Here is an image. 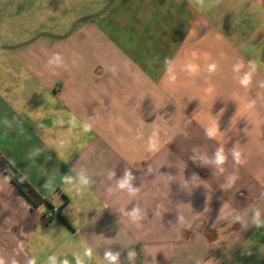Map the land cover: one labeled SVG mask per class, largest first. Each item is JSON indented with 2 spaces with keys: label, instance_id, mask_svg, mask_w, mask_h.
I'll return each mask as SVG.
<instances>
[{
  "label": "crops",
  "instance_id": "1",
  "mask_svg": "<svg viewBox=\"0 0 264 264\" xmlns=\"http://www.w3.org/2000/svg\"><path fill=\"white\" fill-rule=\"evenodd\" d=\"M115 1L0 46V264H264V0Z\"/></svg>",
  "mask_w": 264,
  "mask_h": 264
},
{
  "label": "rangeland",
  "instance_id": "2",
  "mask_svg": "<svg viewBox=\"0 0 264 264\" xmlns=\"http://www.w3.org/2000/svg\"><path fill=\"white\" fill-rule=\"evenodd\" d=\"M51 1L0 0V46L18 45L29 41L42 32L59 35L66 34L79 18L98 12L109 0H58L57 7L49 5ZM121 1L123 0L115 1L114 6ZM33 2L37 6L32 8L31 4ZM113 7H111L110 11ZM51 9L54 13L56 12L52 17L48 13ZM98 18L100 16L79 21L73 30L77 25L85 24ZM58 19H67L72 22H59ZM7 50L0 48V59L5 56L4 54L8 52Z\"/></svg>",
  "mask_w": 264,
  "mask_h": 264
},
{
  "label": "trees",
  "instance_id": "3",
  "mask_svg": "<svg viewBox=\"0 0 264 264\" xmlns=\"http://www.w3.org/2000/svg\"><path fill=\"white\" fill-rule=\"evenodd\" d=\"M0 166L17 187L20 193L31 203L38 205L49 198L43 196L35 186L13 165V163L0 151Z\"/></svg>",
  "mask_w": 264,
  "mask_h": 264
},
{
  "label": "water",
  "instance_id": "4",
  "mask_svg": "<svg viewBox=\"0 0 264 264\" xmlns=\"http://www.w3.org/2000/svg\"><path fill=\"white\" fill-rule=\"evenodd\" d=\"M115 0H109L108 3L101 9L99 10L98 12L94 13V14H90V15H87V16H84V17H81L79 18L71 27V29L64 35H55L53 33H50V32H42V33H39L38 35H36L34 38L30 39L29 41L23 43V44H26V43H29L33 40H35L36 38L40 37V36H50V37H54V38H61V37H66L68 36L71 31L73 30V28L75 27V25L79 22V21H82V20H85V19H91L101 13H103L104 11H106L108 9V7L114 2ZM22 45V44H20Z\"/></svg>",
  "mask_w": 264,
  "mask_h": 264
},
{
  "label": "clouds",
  "instance_id": "5",
  "mask_svg": "<svg viewBox=\"0 0 264 264\" xmlns=\"http://www.w3.org/2000/svg\"><path fill=\"white\" fill-rule=\"evenodd\" d=\"M49 64H59L61 62V59H60V56L57 54V55H54L52 56V58L48 61ZM242 83L245 82V81H241ZM233 155H235V152L233 153ZM225 160V155H224V152L223 150H220L216 153V156H215V161L216 163L219 165V164H222ZM130 179V177L126 176L125 179L121 182V187H124L127 183H128V180ZM86 183V181H83ZM133 216L136 215L135 212L132 213ZM111 259H115V257H111Z\"/></svg>",
  "mask_w": 264,
  "mask_h": 264
},
{
  "label": "built area",
  "instance_id": "6",
  "mask_svg": "<svg viewBox=\"0 0 264 264\" xmlns=\"http://www.w3.org/2000/svg\"><path fill=\"white\" fill-rule=\"evenodd\" d=\"M54 214H56V210L51 211V212L48 214V217H50V216H52V215H54Z\"/></svg>",
  "mask_w": 264,
  "mask_h": 264
}]
</instances>
